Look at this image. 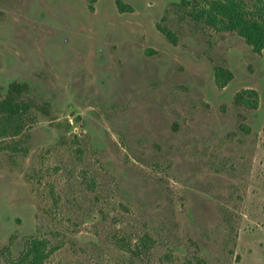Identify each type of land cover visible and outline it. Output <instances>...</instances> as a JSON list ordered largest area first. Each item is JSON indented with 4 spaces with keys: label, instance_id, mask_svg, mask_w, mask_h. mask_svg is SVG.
Returning <instances> with one entry per match:
<instances>
[{
    "label": "rangeland",
    "instance_id": "374dc122",
    "mask_svg": "<svg viewBox=\"0 0 264 264\" xmlns=\"http://www.w3.org/2000/svg\"><path fill=\"white\" fill-rule=\"evenodd\" d=\"M120 2L0 0V98L41 106L0 134V264L34 236L47 264H264V49Z\"/></svg>",
    "mask_w": 264,
    "mask_h": 264
},
{
    "label": "trees",
    "instance_id": "16d2710c",
    "mask_svg": "<svg viewBox=\"0 0 264 264\" xmlns=\"http://www.w3.org/2000/svg\"><path fill=\"white\" fill-rule=\"evenodd\" d=\"M182 4L188 8V15L194 20L219 31L236 32L255 52L264 49V0H182ZM117 5L122 7L120 0H117ZM160 29L168 38L173 36L165 27ZM214 71L215 81L219 86H225L232 78L231 72L221 66L215 67ZM27 90L25 84L14 82L9 84L6 94L0 98L1 135H19L23 127L33 119L34 108L41 107L31 98H24ZM244 94L248 96L243 97ZM250 95L252 99L248 98ZM238 99L250 107H256L257 92L243 89L237 94L236 100ZM149 242V236L141 237L139 252H145ZM49 245V240L45 237H31L25 241L19 257L11 261L14 264H47L49 256L55 250ZM193 264L206 263L197 260Z\"/></svg>",
    "mask_w": 264,
    "mask_h": 264
}]
</instances>
